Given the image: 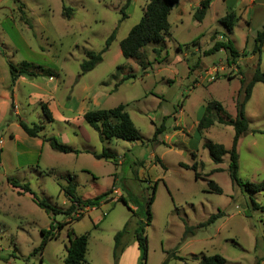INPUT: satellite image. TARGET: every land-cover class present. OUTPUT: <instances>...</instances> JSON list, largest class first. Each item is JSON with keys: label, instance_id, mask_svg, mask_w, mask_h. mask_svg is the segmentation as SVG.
<instances>
[{"label": "rangeland", "instance_id": "obj_1", "mask_svg": "<svg viewBox=\"0 0 264 264\" xmlns=\"http://www.w3.org/2000/svg\"><path fill=\"white\" fill-rule=\"evenodd\" d=\"M199 1L180 0L168 16L169 34L163 42L144 46L138 60L124 58L119 42L139 22L148 0H131L127 6L126 0H64L73 9L69 18L62 13L61 0H1L0 48L6 55H0V254L13 257L0 264H65L69 231L89 233L83 264H114V235L127 222L121 243L131 246L132 229L145 220V202L157 179L152 220L146 227V264H161L173 254L182 259L171 256L168 264H198L202 255L211 254L221 255L225 264H264V212L250 210L249 193L231 181L228 155L215 164L203 147L205 139H210L228 149L234 129L219 123L201 133L196 128L201 106L211 99L235 116L241 79L247 81L257 63L251 49L256 32L264 26V0H212L203 20L197 21L193 13ZM19 3L25 5L28 24L21 18ZM231 10L237 21L228 32L220 19ZM113 30L115 38L102 61L81 74L86 51L102 50ZM227 40L238 52L234 62L226 49L208 53L216 41ZM7 60L15 65L39 64L55 75H22L13 87V102L6 89ZM142 64L147 65L145 69ZM260 68L264 71V43ZM128 75L133 76L121 83ZM41 103H46L52 117L56 115L54 121L46 120ZM118 104L126 105L140 140L100 141L98 132L83 120L82 110ZM59 115L67 118L59 119ZM245 115L249 128L236 146L238 177L259 183L264 181L263 83L254 85ZM16 119L44 129L38 137H29ZM160 125L163 133L152 141ZM51 135L77 149L108 148L116 162L95 159L86 152L61 153L47 142L36 154L26 150V139L44 142ZM181 163L195 164L200 178ZM68 175L74 177L76 194L83 199L110 192L99 206L83 208L82 216L67 223L41 252H32L40 244L41 229H48L53 218L66 222L69 217L46 213L28 193L18 194L8 179L28 182L39 198L66 209L69 202L60 186L67 183ZM204 176L222 192H210ZM251 195L256 202H264V191ZM119 197L125 198L127 206ZM218 211L223 214L213 223L184 236L186 226L196 227ZM133 254L129 249L125 264H132Z\"/></svg>", "mask_w": 264, "mask_h": 264}, {"label": "trees", "instance_id": "obj_2", "mask_svg": "<svg viewBox=\"0 0 264 264\" xmlns=\"http://www.w3.org/2000/svg\"><path fill=\"white\" fill-rule=\"evenodd\" d=\"M19 1V0H16ZM62 2V13L64 16L69 18L72 13V8L66 6ZM131 0H126L124 6H127ZM179 0H148L143 16L137 24H135L128 32V34L120 40L119 47L121 54L124 58H142V48L149 43H160L163 42L165 37L169 34L170 23L168 21V16L174 6L178 4ZM212 0H200L199 5L193 13V18L197 21H202L207 10L210 7ZM25 7L24 3H19L18 9L21 13V18L26 21L23 8ZM122 10V9H121ZM125 17L122 13V18ZM237 18L234 14V11L231 10L226 13L221 19L220 23L228 30V32L233 31V27ZM31 26V25H30ZM115 38V30H113L105 41V46L100 51L87 50L85 53V58L82 60L81 74L91 71L99 62L102 61V54L105 50L109 48L111 41ZM264 43V26L261 30L257 31L254 39L251 52L257 55V63L253 69V73L247 81L242 80V94L239 99L235 102V116L231 117L223 108L220 102L211 99L204 104L203 113L197 122L196 128L199 133L204 129H207L214 125L215 123L231 125L234 129V134L232 137V142L230 147L227 149L224 145L220 143L213 142L210 139H205L203 142V147L208 151V154L213 163L219 164L222 162V158L225 154L228 155V166L227 171L231 181L239 186L243 191L249 193V208L250 210H258L264 212V202L262 204L256 202L252 195L253 193L264 191V181L259 183H253L250 181H242L238 177V153H237V142L239 138L248 130V119L245 115V104L250 99L252 94V89L254 85L258 82L264 84V71L260 68V54ZM226 49L231 57V61L238 55L237 50L233 46L230 40L227 41H216L213 46L209 49L208 53L218 50ZM158 53V50H155ZM0 53L4 55V51L0 48ZM207 53V54H208ZM8 63V72H9V85L8 89L12 92V87L16 80L22 76L27 75L29 77L37 76H48L52 77L55 75V72L49 68L43 67L39 64H34L28 61H22L20 65H15L11 61ZM147 65L142 64V68L145 69ZM133 75L125 76L121 79V83L132 77ZM13 105H11L12 107ZM125 104H118L113 108H99L93 110H87L83 114V120L87 125L96 130L99 135V139L109 140L112 138L125 140V141H136L140 140L141 136L138 129L135 127L130 115L125 110ZM40 108L48 122L54 121L52 113L47 107L46 103H41ZM19 127L22 131L29 137H38L41 131L44 129V126L37 123H27L22 119H16ZM163 125L156 126L154 129L152 141H156L158 136L163 133ZM44 142H47L51 149L61 152V153H74L78 154L81 152L90 153L95 159H111L116 162V155L110 151L108 148H103L101 151L97 152L94 150H80L74 148L68 144L60 142L54 135L48 136L43 139ZM184 168L193 169L195 178H200L199 174L196 172V165L192 164L191 166L184 163L180 164ZM220 170L215 168L214 171ZM209 175V174H208ZM206 179L207 177H203ZM159 179L155 180L152 187V192L149 198L145 202V220L140 222L139 226L135 228L133 232L134 239L137 243V247L140 252L139 263L146 264L147 259V235L146 227L151 223L152 213L150 206L154 200L156 186ZM207 185L210 192L220 194L222 192L220 186L213 181L212 179H206ZM11 187L17 189L18 194L28 193L33 202L43 209L46 213L51 214L52 216L58 214H64L69 217L66 222H56L53 218L52 222L49 225L48 229H41V241L40 244L33 249L32 252L42 251L47 241L51 238L57 237V233L73 219H79L82 216L83 208H94L100 205L101 200L105 195L110 192L104 191L92 198L83 199L76 194L77 183L74 180L72 175H68L67 183L60 186V190L63 192L64 196L69 202V205L66 209H60L56 206L50 204L46 199L39 198L37 194L31 189L28 182L20 183L16 179H8ZM113 185V182H112ZM119 200L122 201L127 206V201L123 197H119ZM75 214V216H74ZM222 212L218 211L214 214H211L208 219L196 227L186 226L184 231V236L193 235L195 228L204 227L213 223L218 217L222 216ZM56 225V226H55ZM127 222L124 224L123 228L116 232L114 235V248H113V259L114 264L117 262L118 255L123 250V245L121 239L126 234ZM55 229V232H54ZM88 245V233H82L79 235L73 234L72 231L68 232V246L66 247V253L64 256L65 264H82L85 262V256L87 252ZM176 259H182L176 255H169L161 264H168V258L170 257ZM13 255L3 256L0 254V260L8 261L12 258ZM226 260L219 254L211 255H202L198 264H225Z\"/></svg>", "mask_w": 264, "mask_h": 264}, {"label": "crops", "instance_id": "obj_3", "mask_svg": "<svg viewBox=\"0 0 264 264\" xmlns=\"http://www.w3.org/2000/svg\"><path fill=\"white\" fill-rule=\"evenodd\" d=\"M0 2H1V0H0ZM179 2H180V0H179ZM179 2H178V4H179ZM251 3H253V1H251ZM8 18V17H7ZM8 20H9V18H8ZM16 32H17V35H18V30L17 29H14ZM19 37H21V36H19ZM0 55L2 56V57H5V52H4V55H2L1 53H0ZM8 61V60H7ZM7 65H8V63H7ZM198 69V68H197ZM205 72H207V71H205ZM9 73V72H8ZM22 76H20L17 80H16V82L14 83V85H13V87H15V84H18L19 83V79L21 78ZM37 77H46V76H37ZM13 87H12V92H10L9 91V89H8V85L6 86V89H7V91H8V93H9V95H8V98L10 99V101L11 100H13ZM40 96V95H39ZM13 102H14V100H13ZM203 109H204V106H201V113H200V116H199V118H198V121H199V119H200V117H201V115H202V113H203ZM83 114H84V110H82V116H83ZM55 117H56V115L54 114V119H55ZM59 119H62V120H65L67 117H65L64 115H59V117H58ZM17 125H18V123H16ZM19 126V125H18ZM28 139H26L25 141H26V150L27 151H29L31 154H36V150H40L42 147H43V145H44V143L45 142H42V141H38L37 140V138H36V140H31V141H27ZM101 141V140H100ZM104 141V140H103ZM106 141V140H105ZM80 150H82V151H84V150H89V148H87V147H83V148H81ZM90 154V153H89ZM112 182H113V180H112ZM77 183V182H76ZM112 185V184H111ZM77 186H78V184H77ZM85 209H87V208H85ZM92 209V208H91ZM94 225V227H96L97 226V223L95 222V223H93ZM136 228V227H135ZM135 228H133L132 229V233L134 232V230H135ZM76 235H79V234H76ZM133 235V234H132ZM88 237H89V233H88ZM133 238H134V236H132ZM89 239V238H88ZM68 246V244L67 245H65V251H66V247ZM113 248H114V246H113ZM133 249V252H134V254H133V258H134V260H133V262H132V264H138L139 263V256H140V252H139V249H138V247H137V243H136V241H135V239H134V242L133 243H131V246H128L126 243H124L123 244V250H122V252L118 255V257H117V262H116V264H125L126 262H127V260L128 259H130V255H129V249ZM66 253V252H65ZM87 253V252H86ZM65 256V255H64ZM9 261V260H8ZM7 262V261H6ZM87 262V260H86V256H85V262H83V263H86ZM82 263V264H83Z\"/></svg>", "mask_w": 264, "mask_h": 264}, {"label": "built area", "instance_id": "obj_4", "mask_svg": "<svg viewBox=\"0 0 264 264\" xmlns=\"http://www.w3.org/2000/svg\"><path fill=\"white\" fill-rule=\"evenodd\" d=\"M2 140L0 139V144H1Z\"/></svg>", "mask_w": 264, "mask_h": 264}]
</instances>
